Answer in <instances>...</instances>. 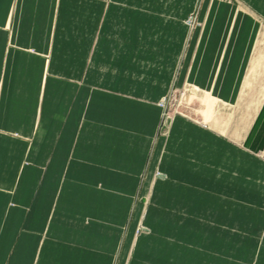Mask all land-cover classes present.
Returning a JSON list of instances; mask_svg holds the SVG:
<instances>
[{"label":"crops","instance_id":"obj_1","mask_svg":"<svg viewBox=\"0 0 264 264\" xmlns=\"http://www.w3.org/2000/svg\"><path fill=\"white\" fill-rule=\"evenodd\" d=\"M251 81L239 139L157 133ZM0 264H264V0H0Z\"/></svg>","mask_w":264,"mask_h":264},{"label":"rangeland","instance_id":"obj_2","mask_svg":"<svg viewBox=\"0 0 264 264\" xmlns=\"http://www.w3.org/2000/svg\"><path fill=\"white\" fill-rule=\"evenodd\" d=\"M190 31H193L201 22L198 20V11H193L186 19ZM253 75H249L252 79ZM263 92V89L254 88L253 81L249 82L243 89V97L246 96L253 101L249 106L244 107L245 103L238 105H228L218 100L209 93H205L203 89L186 82L182 87H172L165 97L166 102L161 103V116L158 124L159 135L166 138L169 135V130L163 132L165 125L171 127L174 119L177 116L185 117L193 122L202 124L206 128L214 129L220 133H224L226 137L230 136L234 139L242 137L243 132L247 130L252 122L253 110L256 106L254 100H257ZM257 98V99H256ZM162 175L157 171V176ZM147 202V201H146ZM142 227H139L140 232Z\"/></svg>","mask_w":264,"mask_h":264},{"label":"built area","instance_id":"obj_3","mask_svg":"<svg viewBox=\"0 0 264 264\" xmlns=\"http://www.w3.org/2000/svg\"><path fill=\"white\" fill-rule=\"evenodd\" d=\"M166 99H168V97H165V98L161 101V103L164 104V103L166 102ZM168 130H169V126L165 125V126L163 127V132H167Z\"/></svg>","mask_w":264,"mask_h":264},{"label":"bare ground","instance_id":"obj_4","mask_svg":"<svg viewBox=\"0 0 264 264\" xmlns=\"http://www.w3.org/2000/svg\"><path fill=\"white\" fill-rule=\"evenodd\" d=\"M161 106V105H160Z\"/></svg>","mask_w":264,"mask_h":264}]
</instances>
